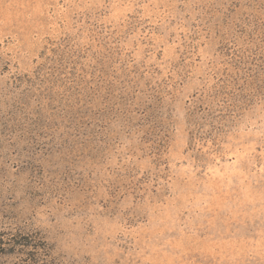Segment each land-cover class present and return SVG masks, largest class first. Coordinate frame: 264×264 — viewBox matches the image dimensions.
Wrapping results in <instances>:
<instances>
[{"label": "rangeland", "instance_id": "rangeland-1", "mask_svg": "<svg viewBox=\"0 0 264 264\" xmlns=\"http://www.w3.org/2000/svg\"><path fill=\"white\" fill-rule=\"evenodd\" d=\"M0 264H264V0H0Z\"/></svg>", "mask_w": 264, "mask_h": 264}]
</instances>
